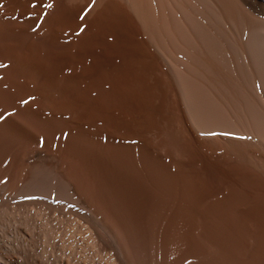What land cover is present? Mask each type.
<instances>
[{
	"label": "bare ground",
	"instance_id": "bare-ground-1",
	"mask_svg": "<svg viewBox=\"0 0 264 264\" xmlns=\"http://www.w3.org/2000/svg\"><path fill=\"white\" fill-rule=\"evenodd\" d=\"M32 3L0 0V227L264 264V0Z\"/></svg>",
	"mask_w": 264,
	"mask_h": 264
},
{
	"label": "rangeland",
	"instance_id": "rangeland-1",
	"mask_svg": "<svg viewBox=\"0 0 264 264\" xmlns=\"http://www.w3.org/2000/svg\"><path fill=\"white\" fill-rule=\"evenodd\" d=\"M79 229L70 236V240L72 239L70 250H73L71 252L74 256H71L70 264H74V262L75 264H88L89 255H92L93 259H97L96 256L87 251L88 249L86 251L89 255L86 254L84 248H81L83 236H80L82 234L79 233ZM62 230L63 227H0V264H67L61 256L60 236H57ZM74 237L77 238V241L74 240ZM82 250L85 253L79 254V251ZM85 254L88 255V260ZM79 255H81L80 258H77Z\"/></svg>",
	"mask_w": 264,
	"mask_h": 264
},
{
	"label": "snow or ice",
	"instance_id": "snow-or-ice-1",
	"mask_svg": "<svg viewBox=\"0 0 264 264\" xmlns=\"http://www.w3.org/2000/svg\"><path fill=\"white\" fill-rule=\"evenodd\" d=\"M39 2L42 3V0H39ZM0 7H3V5H0ZM31 7H32V8L37 7V0H33V3L31 4ZM45 7H47V8H51V7H52V4H50V3H49V4H46ZM44 15H46V13H44ZM80 19L83 20V19H84V16L82 15V16L80 17ZM83 31H84V28L81 27L80 30H79V32L76 33V34L79 35V34L82 33ZM4 67H6V65H4V64H0V68H4ZM25 103H27V101H25Z\"/></svg>",
	"mask_w": 264,
	"mask_h": 264
}]
</instances>
